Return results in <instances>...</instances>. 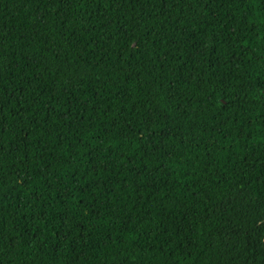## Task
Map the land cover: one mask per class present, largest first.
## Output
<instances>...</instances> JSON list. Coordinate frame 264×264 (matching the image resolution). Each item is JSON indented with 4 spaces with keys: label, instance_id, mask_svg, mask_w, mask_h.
Masks as SVG:
<instances>
[{
    "label": "trees",
    "instance_id": "16d2710c",
    "mask_svg": "<svg viewBox=\"0 0 264 264\" xmlns=\"http://www.w3.org/2000/svg\"><path fill=\"white\" fill-rule=\"evenodd\" d=\"M0 264H264V0H0Z\"/></svg>",
    "mask_w": 264,
    "mask_h": 264
}]
</instances>
